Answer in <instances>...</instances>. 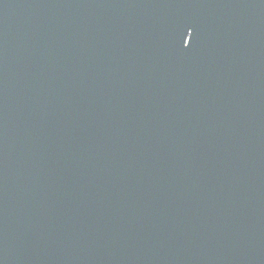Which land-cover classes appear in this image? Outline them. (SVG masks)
<instances>
[{"label":"water","instance_id":"95a60500","mask_svg":"<svg viewBox=\"0 0 264 264\" xmlns=\"http://www.w3.org/2000/svg\"><path fill=\"white\" fill-rule=\"evenodd\" d=\"M0 264H264V0H0Z\"/></svg>","mask_w":264,"mask_h":264}]
</instances>
